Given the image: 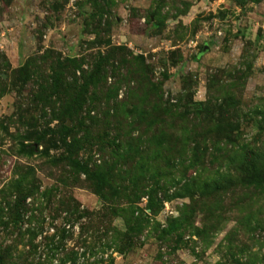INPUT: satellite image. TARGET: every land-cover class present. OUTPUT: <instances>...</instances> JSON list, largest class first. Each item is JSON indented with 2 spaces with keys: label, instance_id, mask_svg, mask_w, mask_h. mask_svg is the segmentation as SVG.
Segmentation results:
<instances>
[{
  "label": "rangeland",
  "instance_id": "rangeland-1",
  "mask_svg": "<svg viewBox=\"0 0 264 264\" xmlns=\"http://www.w3.org/2000/svg\"><path fill=\"white\" fill-rule=\"evenodd\" d=\"M94 30L103 42L124 48L111 62L119 88L116 101L124 105L118 103V116L112 118L102 110L90 112L98 118L94 125L88 127L86 120L73 130L79 143L71 148L73 155L126 172L113 186L130 176H146V186L160 179L163 192L181 194L142 224L125 253L106 248L111 234L104 226L75 219L82 210L106 206L84 176L79 185L61 184L58 178L67 168L19 152L28 132L58 131L51 108L58 110L72 92L66 85L51 86L52 58L88 55L90 60L109 49L92 43ZM135 56L144 59L160 105L170 109L160 120L151 114L132 122L123 112L129 104L151 106L155 100L151 93L144 99L143 89L134 92L130 79L140 68ZM0 65V191L27 168L39 185V192L26 199L28 210L20 222L21 232L43 227L29 260L45 261L46 238L64 228L72 234L65 244L76 252L77 264H108L110 258L113 264H264V0H0ZM109 76L108 85L113 82ZM127 89L134 98L124 99ZM194 145L199 158L192 153ZM49 152L66 154L64 147ZM252 166L261 181L247 183L245 173ZM8 202L0 195L5 223ZM145 204L142 198L136 207L144 210ZM110 221L126 230L122 217ZM170 223L174 230L164 234ZM5 227L0 222L1 249L12 253L16 248L20 255L30 250L27 233L15 245L16 233Z\"/></svg>",
  "mask_w": 264,
  "mask_h": 264
},
{
  "label": "trees",
  "instance_id": "trees-1",
  "mask_svg": "<svg viewBox=\"0 0 264 264\" xmlns=\"http://www.w3.org/2000/svg\"><path fill=\"white\" fill-rule=\"evenodd\" d=\"M11 0H4L5 3H9ZM259 2L260 0H254ZM97 5V4H94ZM107 28L110 29V23L106 24ZM91 32L95 34L96 38L92 42L95 46H100L105 44L109 46L104 53L100 51L93 55L90 60L87 56H82L79 59L76 58H60L53 57L51 61V73L49 76L50 84L52 87H66L68 86L72 89L63 101L62 106L56 110L54 107L51 108V119L60 122L58 126V131L46 127L42 130H36L35 132L30 131L24 137L23 141L19 144V152L27 157H32L37 155L41 158H46L49 166L58 167L63 165L64 174L60 175L58 181L65 185V182L70 186L79 185L81 183L80 177L84 176L83 181L88 183V188L102 201L104 202L103 210L96 212H89L87 210H82L77 213L75 219L78 220L81 217H86L91 222H94L97 227L104 226L105 230L109 231L111 234L110 241L106 243V248L112 249L114 252L125 253L132 247L136 235L142 229V224L148 222L150 217H155L162 209L163 203L173 198L181 197V194H168L161 190L160 179L154 180L153 185L146 186L148 180L142 177L141 180L138 178H128V180L120 181L117 185L113 186L118 180L117 177H123L126 173L124 171L113 172L110 164L105 165V163H86L78 158V156L73 155L71 148L74 145H78V140L73 137V130L79 125L84 124L88 121V127L95 124V117L89 116L92 111L102 110L104 117L112 118L118 116V103L124 105L123 101L117 103L118 95V85L116 86L117 74L114 72L115 66L111 63L121 50L124 51L123 47L111 46L110 41L107 40L103 42L99 38V32L94 30ZM109 31V30H108ZM50 53H53L50 51ZM128 53V52H127ZM116 54V55H115ZM130 54V52H129ZM133 59L137 62L135 64H140L138 71L132 73V78L135 83L134 92L139 89L144 91V99H148V95L151 93L154 95L155 100L151 106L137 107L136 104H129V107L123 111L132 120L139 117L154 114V117H158L160 120L163 113L168 112L170 109L166 106H161V97L156 94L155 86L148 78L149 70L146 65H144V59L141 56H135ZM85 66V67H84ZM27 67V63L24 64ZM0 71L3 68L0 65ZM64 74V76H63ZM78 74V75H77ZM113 79L112 84H107V75ZM71 75V81H67L68 76ZM1 77V76H0ZM120 83V82H119ZM117 83V84H119ZM66 85V86H65ZM145 88V89H144ZM134 98V94L130 89H127L125 93V98ZM144 102V101H143ZM165 105V104H164ZM123 110V109H122ZM198 110L197 113L198 114ZM85 113L86 116H83ZM98 118V117H97ZM109 120V119H108ZM66 121H70L71 125L68 126ZM134 120H132L133 122ZM109 125L111 122L109 121ZM57 133V138L54 135ZM108 137L107 133H103V138ZM71 138L68 141V138ZM120 135L116 138H111V144L116 145V140H119ZM26 142V143H25ZM163 145V144H162ZM39 147H41L39 149ZM65 150V155L52 156L50 154V149L63 148ZM117 149L120 148L118 144ZM103 148V147H102ZM100 148V150L102 149ZM200 148L197 145L192 147L193 155L197 156ZM193 157V156H192ZM191 157L190 164H197L196 157ZM199 158V156H197ZM142 161L140 157L137 162ZM252 170V171H251ZM257 170L252 168L250 172H246L247 183H256L259 180L256 173ZM127 174V173H126ZM154 178V177H153ZM126 182V185L124 184ZM50 190V189H48ZM160 191L161 194H160ZM39 192V185L36 183L32 168H27L23 175L17 176L9 184L5 186L3 192L0 191V195L10 198L7 207L9 208L8 222L7 225L3 223L6 227V232L11 231V235L16 233V238L14 240L15 245L19 241H23L24 233L28 234L26 239V245L30 246V250L23 255H18L15 253L14 248L12 253H9L10 249L5 246L0 248V264H5L7 261L10 264H77L78 257L73 249L66 248V240L72 238V234L69 230L64 228L57 229L54 234L47 237L48 243L46 244V260L45 261H35L34 259L29 260L36 253V244L34 240L37 234L42 233L43 227L37 229L38 232L32 229H27L25 232H21L20 222L23 219L24 213L28 210L26 199L32 198L34 194ZM48 192V191H47ZM44 193V194H47ZM52 192L51 190L49 191ZM14 197V199H12ZM121 199L119 201H113V199ZM145 198L146 204L145 208L138 209L136 204L139 203L140 199ZM120 202V203H118ZM62 205V204H61ZM63 206V205H62ZM184 208L189 207L184 205ZM66 207V206H65ZM65 209V208H64ZM1 210V209H0ZM147 213H144V211ZM138 214L135 215V212ZM1 212V211H0ZM122 217L126 224V230L121 232L111 225L112 218ZM94 218L95 220H91ZM74 221L73 219H67V222ZM183 220V218L175 219L172 222H178ZM89 223V222H88ZM23 224V222L21 223ZM20 225V226H19ZM69 225V224H68ZM174 230L173 225L170 223L168 227L163 229V233L167 234ZM41 232V233H40ZM16 241H18L16 243ZM85 241L83 242V245ZM17 247V246H16ZM108 264H113V260L110 258Z\"/></svg>",
  "mask_w": 264,
  "mask_h": 264
}]
</instances>
